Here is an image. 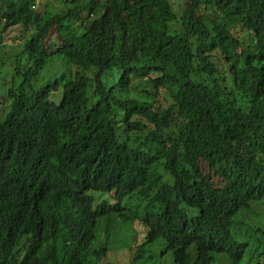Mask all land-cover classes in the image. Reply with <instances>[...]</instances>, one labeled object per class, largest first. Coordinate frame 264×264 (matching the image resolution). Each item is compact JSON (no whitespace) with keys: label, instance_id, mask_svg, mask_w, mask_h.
Masks as SVG:
<instances>
[{"label":"trees","instance_id":"trees-1","mask_svg":"<svg viewBox=\"0 0 264 264\" xmlns=\"http://www.w3.org/2000/svg\"><path fill=\"white\" fill-rule=\"evenodd\" d=\"M0 14V44L24 42L0 57V264H263L264 0Z\"/></svg>","mask_w":264,"mask_h":264},{"label":"rangeland","instance_id":"rangeland-1","mask_svg":"<svg viewBox=\"0 0 264 264\" xmlns=\"http://www.w3.org/2000/svg\"><path fill=\"white\" fill-rule=\"evenodd\" d=\"M5 0H0V5L3 4ZM60 4V0H40V6L48 5L51 8H57V6ZM39 6V5H38ZM0 18L1 14H0ZM3 21V20H2ZM2 23V22H1ZM18 33L16 28L11 29L8 33H6L5 38L3 39L2 44H0V57H8L13 56V53H17L19 50L22 49L23 41L22 39H13L14 36ZM61 61L65 62L64 60H51L45 67V70L42 72V76L40 79V83H42L40 86L48 83L52 79H54L57 75L62 73L64 70H66V65L63 64ZM7 68L5 70H1L2 77L0 78V95H3L6 93L7 88L9 86V78L11 76L10 72L6 74ZM60 96V94H59ZM59 96L57 98H59ZM253 208L255 215L249 216L248 220H253L255 218H260L261 222L264 223V201L262 202H255L253 203ZM247 214H251V210L246 212ZM259 238L263 239L259 234H253L249 241L251 242V249L255 251V254L258 252H261L262 255L260 256V261L264 264V241L259 244ZM260 245V246H259ZM131 251L126 249L120 253H111L108 257V262L110 264H130V258H131ZM224 257H220L219 261H217V264H231L230 261H223ZM258 257H255L253 259V262H256ZM107 262L104 260L102 264H106ZM156 263V259H151L150 261H147L144 264H154Z\"/></svg>","mask_w":264,"mask_h":264},{"label":"clouds","instance_id":"clouds-1","mask_svg":"<svg viewBox=\"0 0 264 264\" xmlns=\"http://www.w3.org/2000/svg\"><path fill=\"white\" fill-rule=\"evenodd\" d=\"M1 25H2V24H1ZM1 25H0V26H1ZM102 198H103V195H102V196H100V199H102Z\"/></svg>","mask_w":264,"mask_h":264}]
</instances>
